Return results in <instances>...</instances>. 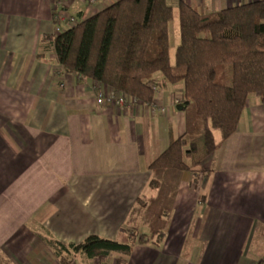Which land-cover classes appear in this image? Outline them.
Here are the masks:
<instances>
[{
  "label": "crops",
  "instance_id": "crops-1",
  "mask_svg": "<svg viewBox=\"0 0 264 264\" xmlns=\"http://www.w3.org/2000/svg\"><path fill=\"white\" fill-rule=\"evenodd\" d=\"M116 1L0 0V254L12 264H60L42 238L47 232L65 244L92 234L127 242L124 226L147 190L149 164L185 132L181 85L159 89L157 109L100 104L98 93L110 89L65 72L54 52L38 56L61 7L83 20ZM178 1L170 0L175 8ZM183 1L209 13L258 0ZM203 167L213 172L196 188L183 174L162 248L137 245L127 264L264 260L260 93L248 97L237 131Z\"/></svg>",
  "mask_w": 264,
  "mask_h": 264
},
{
  "label": "trees",
  "instance_id": "trees-1",
  "mask_svg": "<svg viewBox=\"0 0 264 264\" xmlns=\"http://www.w3.org/2000/svg\"><path fill=\"white\" fill-rule=\"evenodd\" d=\"M180 42L170 56V0H118L60 33L44 34L38 56L55 53L65 72L146 104L159 89L181 85L185 132L148 166L147 190L132 207L124 226L127 242L97 234L65 244L50 233L42 238L60 264L84 257L95 264H127L137 245L161 249L167 236L183 174L192 185L211 175L203 162L240 123L248 97L264 102V0L200 12L177 3ZM220 129L217 142L213 129ZM206 196L200 194L204 203ZM143 228V229H142ZM71 255V256H70ZM0 264H12L0 254ZM264 264V260L260 263Z\"/></svg>",
  "mask_w": 264,
  "mask_h": 264
},
{
  "label": "built area",
  "instance_id": "built-area-1",
  "mask_svg": "<svg viewBox=\"0 0 264 264\" xmlns=\"http://www.w3.org/2000/svg\"><path fill=\"white\" fill-rule=\"evenodd\" d=\"M98 0H86V2L91 5L95 4ZM61 7V6H60ZM64 8L61 7L58 14L56 15V19L58 20V26L56 27V33H60L61 31L74 26L78 23V18L73 15H66L63 13ZM98 103L104 104L105 102H110L111 104L118 105V106H125L126 104L130 103L131 101H136L134 98H128L122 94H118L116 92L111 93H104L100 91L98 93ZM178 102V100H176ZM153 109H157L158 106L155 104L152 105Z\"/></svg>",
  "mask_w": 264,
  "mask_h": 264
},
{
  "label": "rangeland",
  "instance_id": "rangeland-1",
  "mask_svg": "<svg viewBox=\"0 0 264 264\" xmlns=\"http://www.w3.org/2000/svg\"><path fill=\"white\" fill-rule=\"evenodd\" d=\"M200 12H203L202 10H199ZM169 37H170V56L172 61H174L175 52L177 49V46L180 42V34H179V16H178V8L174 7V18L169 24ZM214 137L217 142L221 141L222 134L220 129L214 128L213 129ZM143 229V228H142ZM122 238H126V235H124ZM88 261V259H87ZM91 264V261H88ZM112 264V263H111Z\"/></svg>",
  "mask_w": 264,
  "mask_h": 264
}]
</instances>
